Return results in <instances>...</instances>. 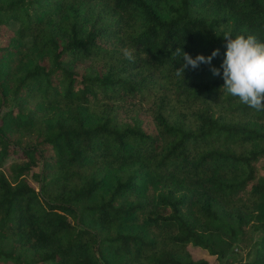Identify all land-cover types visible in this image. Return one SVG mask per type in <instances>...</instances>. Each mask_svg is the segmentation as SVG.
<instances>
[{"label": "trees", "instance_id": "obj_1", "mask_svg": "<svg viewBox=\"0 0 264 264\" xmlns=\"http://www.w3.org/2000/svg\"><path fill=\"white\" fill-rule=\"evenodd\" d=\"M226 31L264 0H0V264H264V111L175 75Z\"/></svg>", "mask_w": 264, "mask_h": 264}, {"label": "clouds", "instance_id": "obj_2", "mask_svg": "<svg viewBox=\"0 0 264 264\" xmlns=\"http://www.w3.org/2000/svg\"><path fill=\"white\" fill-rule=\"evenodd\" d=\"M223 39L226 50L219 68L212 65L219 49H214L208 56L197 54L193 58L177 47L174 55L182 57L183 63L175 75L183 79L185 69L195 70L202 64L207 65L214 76L222 75L224 83L221 89L227 94L238 98L250 109L264 111V39L254 33L233 36L230 31L224 33ZM124 57L134 62L132 51L125 49Z\"/></svg>", "mask_w": 264, "mask_h": 264}, {"label": "rangeland", "instance_id": "obj_3", "mask_svg": "<svg viewBox=\"0 0 264 264\" xmlns=\"http://www.w3.org/2000/svg\"><path fill=\"white\" fill-rule=\"evenodd\" d=\"M245 242H248V238H246ZM189 251L194 259H206L210 261L212 264H231V263L225 262L224 259H220L215 256H211L207 254L206 251L198 247L189 246ZM233 251H234L233 256L236 260L249 258L246 254V246L244 243L241 244L240 246L238 245L237 249H234Z\"/></svg>", "mask_w": 264, "mask_h": 264}]
</instances>
